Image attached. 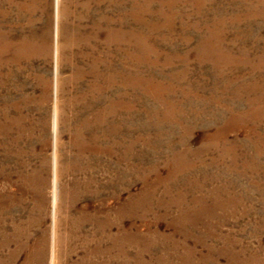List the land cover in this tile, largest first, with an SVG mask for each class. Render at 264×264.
Segmentation results:
<instances>
[{"label":"rangeland","instance_id":"obj_1","mask_svg":"<svg viewBox=\"0 0 264 264\" xmlns=\"http://www.w3.org/2000/svg\"><path fill=\"white\" fill-rule=\"evenodd\" d=\"M79 7L89 9L90 16L103 13L111 25L91 33L92 19L70 24L60 17L62 42L67 47L75 41L97 69L74 63L91 86L80 92L83 82H65L71 77L66 64L72 62L60 58L56 105L100 108L92 103L94 94L107 92L121 108L117 92L123 89L108 86L104 77L121 81L124 76L127 171L124 189L118 185L106 205L109 211L99 201L108 198L109 189L91 199L75 195L85 220L100 218L105 225L108 216L113 250L92 254L78 246L72 254L62 249L60 256L68 254L71 264H264V0H126L125 7L92 0ZM0 32L8 39L25 38L34 71L46 73L44 102L38 99L39 87L27 84L24 92L35 96L27 105L34 122L39 108L46 114L41 228L48 250L54 219L75 215L54 216L50 199L55 0H0ZM100 102L105 107L107 101ZM33 134L27 148L37 155L34 163L41 145L36 129ZM28 181L20 185L36 198V175ZM27 191H21L20 204L36 209ZM60 203L67 204L61 195ZM29 214L39 217L34 210L17 216L26 220ZM40 234L29 222L21 240L28 238L32 245ZM24 259L21 253L16 264Z\"/></svg>","mask_w":264,"mask_h":264},{"label":"bare ground","instance_id":"obj_2","mask_svg":"<svg viewBox=\"0 0 264 264\" xmlns=\"http://www.w3.org/2000/svg\"><path fill=\"white\" fill-rule=\"evenodd\" d=\"M91 1L55 0V105L50 123L53 132L50 199L54 216L67 214L69 211L75 212V215L72 218L66 217L58 221L54 219L50 231V249L48 250L46 232L41 228L43 220L42 196L44 197L42 193L47 183V158L44 153L46 146L43 139L45 131H47L46 114L42 108H39V118L34 122L27 105L34 100L35 96L24 92L27 84L31 87L35 85L40 88L39 101L44 102L48 86L45 78L46 73L45 71L39 73L34 71L31 60L32 48L24 41L25 38L8 39L6 32H0V179H2L0 186V264H16L21 253L25 256L23 264H45V262L47 264H69V261L71 264L68 254L64 253L63 256H60L62 249H66V252L72 254L74 249L80 246L81 249L86 250L84 252L88 250L92 254H98L104 250L105 254H109L115 246V235L111 232L108 216H105V225L100 223V218L85 220L81 213L85 209L76 207L79 206V202L75 199V195L91 199V197L99 196L98 191L106 192L109 189L108 198L99 200H104L101 209L109 211V207L106 205L111 204L112 196H116L117 186L119 185L120 190L124 189L128 153L124 108L125 77L123 76L121 81L114 77H104L108 86L113 87L117 84L120 89H123L120 93L117 92V95L122 96L121 108H115L117 104L115 97H109L107 92L100 97H96L94 94L92 103L100 108L58 109L56 105L59 77L57 67L60 58L61 61L67 60L73 63L66 64L68 66L65 70L71 74V77L65 78V82L78 84L83 82L80 92L91 90L90 84L85 82L87 74L79 64L74 65V63L79 62L97 69L95 63L89 55L77 51V48L73 46L75 41L71 46L66 47L59 37L61 16L70 24H76L80 19L81 21L92 19L93 25L89 29L91 33L100 28L106 30L110 28L111 19L103 13L98 16H90L89 9L83 11L79 7L80 4L82 7H86L91 4ZM113 1L119 2L123 7L126 6V0ZM73 16H76L77 20ZM77 27L83 29L82 25ZM59 45L63 48L62 51H59ZM12 47L15 48V53H12ZM41 51L44 52L43 49ZM42 62L44 63V61ZM24 71H26V75H24ZM18 77L21 81H18ZM88 98L90 97H83L82 100ZM100 101H107L105 107ZM114 120H118V122ZM34 129L37 130V139L41 146L39 158L33 163V156L37 155L30 154L31 149L27 146L29 145L28 140L34 135ZM64 150L69 156L66 154L65 157L61 156ZM103 160H106L105 165H102ZM28 168H32L33 172H28ZM78 173L84 176L75 179L76 176L73 174ZM34 175L37 177L39 187L36 198H33L34 196L21 186L28 183V179L30 180ZM91 189L96 192H92ZM23 190L28 192V196L31 195L28 200L37 205L36 209H29L26 206L27 203L24 204L25 206L20 204L23 195L21 191ZM60 195L61 198L64 197L67 200V204L60 203L58 206ZM121 206L123 208L126 206L125 201ZM96 207L98 206L92 203V208ZM33 210L35 215L39 216L38 219L31 217L30 214L26 220L18 217L22 213H31ZM17 214L19 215L17 216ZM29 222L38 226L41 232L32 245L28 243V238H25L24 241L21 240V235ZM62 225L65 226L64 231L61 228ZM87 225L92 229L89 232L85 231Z\"/></svg>","mask_w":264,"mask_h":264}]
</instances>
